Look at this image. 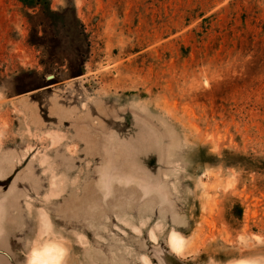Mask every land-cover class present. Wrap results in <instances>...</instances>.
Listing matches in <instances>:
<instances>
[{
    "label": "rangeland",
    "instance_id": "374dc122",
    "mask_svg": "<svg viewBox=\"0 0 264 264\" xmlns=\"http://www.w3.org/2000/svg\"><path fill=\"white\" fill-rule=\"evenodd\" d=\"M52 246L264 264V0H0V264Z\"/></svg>",
    "mask_w": 264,
    "mask_h": 264
},
{
    "label": "bare ground",
    "instance_id": "6f19581e",
    "mask_svg": "<svg viewBox=\"0 0 264 264\" xmlns=\"http://www.w3.org/2000/svg\"><path fill=\"white\" fill-rule=\"evenodd\" d=\"M172 242H173V239H172ZM177 243H176V245H177ZM173 245L175 246V244H173ZM53 246L49 247V249H46L45 251H42L40 249L35 250L32 254V257H30L31 258V264H50V263L52 264V261L54 259H57V257H59L58 254L60 255L59 249L57 247H53Z\"/></svg>",
    "mask_w": 264,
    "mask_h": 264
},
{
    "label": "snow or ice",
    "instance_id": "6c2138e0",
    "mask_svg": "<svg viewBox=\"0 0 264 264\" xmlns=\"http://www.w3.org/2000/svg\"><path fill=\"white\" fill-rule=\"evenodd\" d=\"M177 241H176V238L173 237V243L175 244ZM35 255V254H34Z\"/></svg>",
    "mask_w": 264,
    "mask_h": 264
}]
</instances>
